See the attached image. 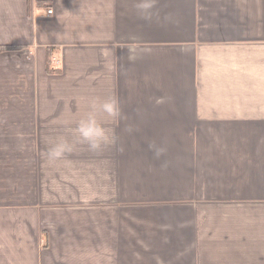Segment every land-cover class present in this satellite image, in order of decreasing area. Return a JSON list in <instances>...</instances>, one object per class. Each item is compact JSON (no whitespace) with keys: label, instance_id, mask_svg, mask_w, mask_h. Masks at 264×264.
Listing matches in <instances>:
<instances>
[{"label":"crops","instance_id":"crops-1","mask_svg":"<svg viewBox=\"0 0 264 264\" xmlns=\"http://www.w3.org/2000/svg\"><path fill=\"white\" fill-rule=\"evenodd\" d=\"M133 5L0 0V264H264V0ZM108 95L115 146L49 160Z\"/></svg>","mask_w":264,"mask_h":264},{"label":"clouds","instance_id":"clouds-1","mask_svg":"<svg viewBox=\"0 0 264 264\" xmlns=\"http://www.w3.org/2000/svg\"><path fill=\"white\" fill-rule=\"evenodd\" d=\"M158 0H134V10L137 16L144 21L159 20V11L157 9ZM51 13H49L50 15ZM168 19L167 16L164 17ZM132 43L127 49V60L135 62L142 56L151 52L149 48H142L139 46V38L132 36ZM157 104L164 103V98H157ZM122 118L120 101L115 95H108L101 98L94 99L89 109L78 119L76 125L71 132L76 137L75 143L70 142L66 137L60 136L47 149L45 153L49 160L55 161L63 158L66 154L75 150L76 144L86 145L91 152H101L106 148L115 146L117 137L115 129L112 126L119 119ZM129 131L132 129L129 128ZM149 148L153 151L156 158L161 157L165 152L164 146L151 143ZM123 150L122 148L120 149ZM162 167H167L165 162Z\"/></svg>","mask_w":264,"mask_h":264},{"label":"built area","instance_id":"built-area-1","mask_svg":"<svg viewBox=\"0 0 264 264\" xmlns=\"http://www.w3.org/2000/svg\"><path fill=\"white\" fill-rule=\"evenodd\" d=\"M47 13H48V14H49V13H52V10H51V9L47 10Z\"/></svg>","mask_w":264,"mask_h":264},{"label":"trees","instance_id":"trees-1","mask_svg":"<svg viewBox=\"0 0 264 264\" xmlns=\"http://www.w3.org/2000/svg\"><path fill=\"white\" fill-rule=\"evenodd\" d=\"M3 49L2 47H0V50Z\"/></svg>","mask_w":264,"mask_h":264},{"label":"rangeland","instance_id":"rangeland-1","mask_svg":"<svg viewBox=\"0 0 264 264\" xmlns=\"http://www.w3.org/2000/svg\"><path fill=\"white\" fill-rule=\"evenodd\" d=\"M49 10V9H48Z\"/></svg>","mask_w":264,"mask_h":264}]
</instances>
